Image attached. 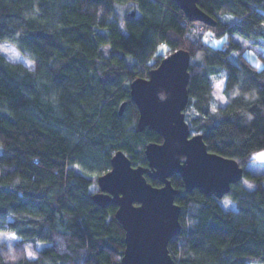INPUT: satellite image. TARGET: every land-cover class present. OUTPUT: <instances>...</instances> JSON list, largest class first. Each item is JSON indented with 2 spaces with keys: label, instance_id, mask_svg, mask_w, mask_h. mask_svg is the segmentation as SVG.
I'll return each mask as SVG.
<instances>
[{
  "label": "trees",
  "instance_id": "16d2710c",
  "mask_svg": "<svg viewBox=\"0 0 264 264\" xmlns=\"http://www.w3.org/2000/svg\"><path fill=\"white\" fill-rule=\"evenodd\" d=\"M197 5L216 21L199 23L227 35L219 47L208 34L187 35L198 21L174 0H0V42L12 41L35 63L28 71L0 53V231L18 237L0 244V264H120L116 205L101 207L91 194L116 150L147 165L145 144L162 141L152 129L137 130L129 83L178 48L190 55V132L201 133L209 151L236 159L256 186L232 184L227 195L236 208L224 209L197 188L186 192L178 173L170 176L182 227L169 254L173 264H264L262 175L246 168L264 147V64L257 68L232 38H248L264 52V0ZM219 79L223 105L213 95Z\"/></svg>",
  "mask_w": 264,
  "mask_h": 264
},
{
  "label": "water",
  "instance_id": "95a60500",
  "mask_svg": "<svg viewBox=\"0 0 264 264\" xmlns=\"http://www.w3.org/2000/svg\"><path fill=\"white\" fill-rule=\"evenodd\" d=\"M174 1L189 21L215 25V19L197 5V0ZM189 59L186 49H175L147 76L130 81V99L138 109L137 130L152 129L162 141L145 144L147 165H133L124 151L116 150L110 169L96 178L97 190L91 199L101 207L116 205L114 216L124 230L120 264H173L168 242L182 226L181 206L174 202L179 190L170 176L178 173L186 192L197 188L217 200L243 176L236 159L209 151L202 134L190 132L184 113ZM125 104H120L119 114ZM146 177L161 185H152Z\"/></svg>",
  "mask_w": 264,
  "mask_h": 264
},
{
  "label": "rangeland",
  "instance_id": "374dc122",
  "mask_svg": "<svg viewBox=\"0 0 264 264\" xmlns=\"http://www.w3.org/2000/svg\"><path fill=\"white\" fill-rule=\"evenodd\" d=\"M131 9H133V8L129 7V10H131ZM121 23H123L122 20L119 21V24H121ZM200 33H204V36L206 34H208L206 36V38L211 37V35H212L211 39L210 38H207V39H208V42L214 47H219L222 44V43L215 44V43H213L214 41H222L223 42L224 37L226 36V34H220V35L215 34L212 30L203 27L199 22H198L197 26H192L187 31V35L193 39L197 38ZM209 34H211V35H209ZM232 38L245 46L244 55L249 60H251L255 64H261V66L264 64V60L260 56L261 54L264 53L263 48H261L259 45L255 44V43H253L250 39L242 37V36L235 34V33L232 34ZM0 48L9 50V55L11 52L16 53L15 58H9V56H7L8 60H10L12 62H20L29 68L32 66L33 62L30 59H28L27 57L23 56L21 54V52L16 47H14V46L10 47L9 45H5L2 42H0ZM161 51L164 52V49H161ZM0 53H2L4 55V52H0ZM220 81L224 82L223 79H219V80L215 81V83H214L213 95H214L215 103H220L218 97L223 96L221 93V89H222L223 85L221 86L220 89H217L215 87V85ZM224 101H225V99H224ZM262 151H264V147L260 148L258 150H255L253 152V158L246 164V168H248L250 170V172H252L253 174L262 175V178L260 179V181H261L262 185L264 186V158H261L258 156V153L262 152ZM244 181L251 183L253 185V188L256 186V181L251 179V178H248L246 176H242L241 179L238 181V184L243 185L246 188H248L247 184H245ZM225 200H228L227 206H225ZM218 201L224 209L236 208L235 202L228 195H225L224 197H222ZM45 245H46L45 242H41L39 244V247L41 248ZM28 252H31V251H28ZM253 264H257V263H253Z\"/></svg>",
  "mask_w": 264,
  "mask_h": 264
},
{
  "label": "snow or ice",
  "instance_id": "6c2138e0",
  "mask_svg": "<svg viewBox=\"0 0 264 264\" xmlns=\"http://www.w3.org/2000/svg\"><path fill=\"white\" fill-rule=\"evenodd\" d=\"M260 11L264 12V8H261ZM227 19L231 20V19H233V17H228ZM261 19H264V17H262ZM120 27H121L122 29L124 28V26H120ZM260 27H261L262 32H264V24H262ZM209 35H211V34H209ZM227 38H228V37H227V35H226V36L224 37V40H227ZM213 43H215V44H220V43H222V41H214ZM164 47H165V45L161 44L160 49H157V51H160V50L163 49ZM0 52H4V54H6L7 56H9V58H15V56H16V53H14V52H11L10 55H9V50H6V49H2V48H0ZM256 67H257V68H261V64H257ZM223 83H224L223 81H220V82H218V83L215 85V87H216L217 89H220L221 86L223 85ZM218 99H219L220 103H222V104L225 103V101H224V97H223V96H219ZM216 111H217V108H216L215 105H213V107H212V112H213V113H216ZM197 115H198V114H197ZM251 118H252V117H251ZM251 118H250V119H251ZM2 148H3V145H0V149H2ZM258 156L261 157V158H264V151L259 152V153H258ZM76 167L78 168L79 165H76ZM244 183L247 184V187H248L249 189H252V188H253V185L250 184V183H248L247 181H244ZM227 204H228V200H225V206H227ZM0 238H2V239H0V244L5 243L6 241H7V242H10V241H15V240L18 239V237H17L16 235H9L7 232H2V231H0ZM27 254H28V256H29L30 258H33V259H34V255H33L32 252H28Z\"/></svg>",
  "mask_w": 264,
  "mask_h": 264
},
{
  "label": "clouds",
  "instance_id": "9594fccd",
  "mask_svg": "<svg viewBox=\"0 0 264 264\" xmlns=\"http://www.w3.org/2000/svg\"><path fill=\"white\" fill-rule=\"evenodd\" d=\"M120 26H124L123 23H121ZM2 43L5 44V45H9L10 47H11V46H15V45L13 44V42H12V41H9V40H4ZM105 47H106V46H105ZM105 54H107V53L105 52ZM3 58H4L5 60L8 59V57H7L6 54H4V57H3ZM34 68H35V63L33 62V63H32V66H31L30 68H28L27 70H28V71H33ZM250 184H251V183H250ZM33 255H34V254H33Z\"/></svg>",
  "mask_w": 264,
  "mask_h": 264
},
{
  "label": "built area",
  "instance_id": "2783aa9c",
  "mask_svg": "<svg viewBox=\"0 0 264 264\" xmlns=\"http://www.w3.org/2000/svg\"><path fill=\"white\" fill-rule=\"evenodd\" d=\"M207 38H211V37H207Z\"/></svg>",
  "mask_w": 264,
  "mask_h": 264
}]
</instances>
